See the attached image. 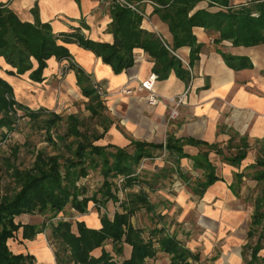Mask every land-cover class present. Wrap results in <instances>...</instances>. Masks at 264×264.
I'll return each mask as SVG.
<instances>
[{
  "label": "trees",
  "instance_id": "16d2710c",
  "mask_svg": "<svg viewBox=\"0 0 264 264\" xmlns=\"http://www.w3.org/2000/svg\"><path fill=\"white\" fill-rule=\"evenodd\" d=\"M133 2L134 0H128ZM166 7L164 20L168 23L174 37L175 52L183 46L196 50V37L192 28L199 26L206 30L220 33L218 43L231 41L234 46L252 47L264 44V2H254L252 5L239 8L230 7V0H209L212 5L227 8V12L210 15L197 12L192 17L188 13L200 0H152ZM34 23L23 22L7 4L0 2V57L16 70L12 75L22 76L28 72L30 80L36 83L44 81L43 72L48 67V60L56 58L58 62L68 61V69L76 73L77 84L82 95L89 99L86 108L92 119L100 121L103 132L84 129L82 121L75 115L67 118V131L64 135H52V129L64 117L50 113L51 116L42 121L48 132V141L55 147L57 154L50 155L45 151L36 154L31 168L21 169L9 165L11 177L17 187L13 193L0 195V264H36V259L30 254H15L9 246L10 240L23 229L24 240H34L38 234L51 230L50 240L56 244L57 264H150L149 260L164 253L171 258V264H194L193 253L171 234L165 225V216L157 218L162 223L153 229L136 228L132 218L142 210L152 214L156 206L149 201L150 189L161 178L165 179L176 174L185 182H190L188 176L182 173L181 160L191 159L195 170L204 172V180H196L192 188L194 195L202 197L207 189L217 182L216 169L210 161V154L216 152L224 155L219 145L208 144L195 139H177L168 134L164 144L131 140L128 147L116 145H97L104 139L115 124L114 120L104 115L106 106L102 97L94 89V82L82 68L73 63L69 50L58 43V37L53 33L48 23H42L38 8L33 9ZM112 23L109 31L114 35L113 44L96 43L85 40L80 34H75L69 41L76 40L79 44L101 58L104 64L112 67L116 75L134 66L133 51L140 48L155 59L154 73L159 80H166L171 72L183 81H188L190 73L183 63L175 57L154 33L141 28L142 17L132 9L115 5L112 9ZM253 14H259L258 17ZM230 64L233 60L229 55H223ZM37 63V68H35ZM233 66V64H230ZM18 111L23 116L39 120L41 112H34L18 103L12 86L0 78V136H5L1 130L11 133L17 129ZM191 145L202 148L197 156L185 153L184 147ZM132 149L131 151L129 150ZM231 149V145L228 146ZM250 145L242 139L236 155L227 160L236 167L246 159ZM168 153V161L172 164L163 174L149 176L142 168L143 162L155 160L163 153ZM255 167L262 168L255 179L262 183V191L256 199L252 215L249 238L252 239L259 228L264 232V155H259ZM98 172L103 183L92 195L88 196V187L83 183L90 174ZM242 180L243 175L238 174ZM122 181L120 182V180ZM137 188V191L134 189ZM123 194V199L120 198ZM118 204L113 220L107 213H101L108 202ZM93 203L101 215L100 229L88 228L84 222L77 223V233L73 231V223L67 220L65 213L68 207L81 215L89 213V205ZM22 215H41L47 222L43 226L22 225L16 219ZM54 219H58L55 221ZM149 237L146 238L145 234ZM256 245H247L245 251H251V260L247 264H264V259L258 256L261 250V239ZM155 239V241H154ZM111 243L117 256L124 253V245L132 247L131 256L123 261L115 260V256L104 247ZM102 248L98 258L93 252Z\"/></svg>",
  "mask_w": 264,
  "mask_h": 264
},
{
  "label": "crops",
  "instance_id": "0c3cea01",
  "mask_svg": "<svg viewBox=\"0 0 264 264\" xmlns=\"http://www.w3.org/2000/svg\"><path fill=\"white\" fill-rule=\"evenodd\" d=\"M126 1L132 4L135 7V10H132L142 17L141 28L156 34L167 49L183 63L190 73L187 82L181 80L175 72H171L166 80H159L154 73L155 59L143 49H134V66L116 75L112 67L104 64L92 51L83 48L76 40L69 41L73 35L80 34L85 40L113 44L114 35L109 31L113 21L111 12L115 5L120 4L108 0H0L23 22L34 23L33 9L38 8L41 22L51 25L53 33L59 39L58 43L65 46L72 55L73 63L90 75L93 82L105 89L106 95H109L115 106L128 104L132 113L138 115L135 120L124 121V125L135 136L133 140L164 144L168 134H173L177 139L192 138L220 146L224 155L212 152L209 156L219 180L212 184L202 197L189 190L196 180H204V172L195 170L194 162L184 158L180 166L190 182L171 174L152 185V189L145 187L149 193V201L156 206V211L149 214L142 210L132 218V223L136 228L150 230L157 224L162 227L163 222L157 217L165 216L168 231L196 257V260H190L191 263L247 264L251 260V251L244 253V249L257 234L252 239L249 238L254 205L262 185L255 179L256 173L262 168L255 165L258 156L264 155V44L246 47L234 46L231 41L226 40L218 43L216 39L220 38L219 32L196 26L192 31L196 37V47L199 48L194 50L192 47L183 46L174 52V37L164 20L167 8L152 0ZM254 2L264 0H230L229 5L239 8ZM197 12L215 15L219 12L226 13L227 8L212 5L209 0H200L188 13V17ZM253 16L258 17L259 14ZM224 54L233 58L230 63L233 66L224 59ZM68 65V61L58 62L56 58H51L43 72L44 81L36 83L29 78L31 72L22 76L10 74L16 70L0 57V78L7 81L15 93L21 92L22 89L30 91L34 88L33 85L45 87L46 91L48 88L52 90L51 87L58 88L57 82L61 76H65L67 89L76 93L77 89L81 91V88L77 84L75 71L69 70ZM151 75L157 77L156 90L161 97L158 106L149 107L144 93L134 91L133 96H124L125 88L135 89ZM183 94H186V97L179 116L169 122V99ZM142 97L145 101L140 104ZM104 139L97 142V145H109L100 143ZM242 139H245L251 148L246 159L236 167L227 158L236 155ZM130 143L131 141H128L125 146L119 147H128ZM229 145L231 149L228 148ZM184 151L190 156H197L202 148L187 145ZM168 156L167 152L163 153L152 160L156 164L154 168L142 167L143 170L149 176L163 174L169 165L172 166ZM238 174L243 175L241 181L236 177ZM134 190L137 191V188ZM172 191L176 194L171 197L169 193ZM120 198L123 199V194ZM102 209L112 220L119 211L118 204L112 201ZM90 211L89 208V213ZM143 211L145 213H142ZM79 215L80 218L76 217V224L84 222L91 229L102 227L101 215H98V218L85 217L87 214ZM139 215L140 218L144 216V220L150 222L148 224L152 228L148 227L149 225L136 226L134 219L137 220ZM188 219L192 220L191 227L187 225ZM259 230L263 232L262 227ZM18 238L17 242L9 241L13 253L33 255L40 264H57L56 250L50 248L43 233L38 234L32 241L24 240L21 229ZM261 247L258 256L264 259V238L261 239ZM104 249L115 256V260L120 261L113 252L111 243ZM102 251V248L95 250L93 256L100 257ZM131 252L132 247L124 245V260L130 258ZM165 261L171 264L168 255L158 253L149 263L161 264Z\"/></svg>",
  "mask_w": 264,
  "mask_h": 264
},
{
  "label": "rangeland",
  "instance_id": "374dc122",
  "mask_svg": "<svg viewBox=\"0 0 264 264\" xmlns=\"http://www.w3.org/2000/svg\"><path fill=\"white\" fill-rule=\"evenodd\" d=\"M64 81L65 76H61V79L57 82L58 88L51 87L52 90L48 88V91H46L45 87L41 86V88L40 86L33 85L34 88H32L30 91L22 89L21 92H15V99L18 103L24 105L31 111L41 112L42 116L39 120H35L31 117H24L23 112L18 111L17 117H19V120L16 125L17 129L11 133H8L6 129L1 130L4 135L6 134V137L3 135L0 136V195L5 192L13 193L14 189L17 187L15 181L10 176V164L15 165L21 169H27L32 167L36 154L39 151L43 150L50 155L57 154L55 147L52 146L51 142L48 141V132L44 128L42 123L44 119L51 116L50 113H54L56 115L64 117V120L57 123L52 129V135L55 139L57 138L55 137L56 135H64L66 133L68 126L67 118L70 115H75L82 121L84 125L83 130L88 128L89 130L103 132V128L100 126V121L97 119H92L91 113L86 108L89 99L85 98L82 95V92L78 89L76 93L71 92L70 89H67ZM53 84H55V82ZM41 90H44V92L42 93ZM104 93L105 94L101 96L102 101L106 106L104 115L111 117L114 120L115 124L111 127L103 142L100 143L125 146L128 141L135 139V136L134 134H132L129 128L124 125V121L130 119L135 120L138 115L135 116V114L132 113V110L130 109V106L128 104H124L122 106L120 105V107L115 106L113 100L109 99V95H106V91ZM124 96H133V94L128 95L124 93ZM140 100V104H142L141 102L145 101L144 98ZM169 106L168 118L169 122H172L178 118L182 105L177 109L178 115L175 118L171 117V113L175 109V105H172L170 103ZM129 150L131 151L132 149L129 148ZM155 165L156 164L154 161H144L142 167L151 169L154 168ZM170 166L171 165H169V167ZM194 177L196 178L197 176L195 175ZM83 183H85V186L88 187V196L90 197L101 187L103 178L98 172H92L90 176L83 181ZM185 188L188 189L186 185ZM262 188L263 186L260 185L258 196L261 194ZM191 190L192 189H190L189 191L191 192ZM175 194L176 193L173 191L169 193L171 197ZM120 196L122 197V194H120ZM89 208L91 209V211L89 214H87L88 216L85 217L98 218V215L100 216L99 212L96 210L97 207H95L93 203H90ZM104 212V209H101V213ZM142 213L145 212L143 211ZM63 215L67 217V220L73 223V231L77 233L76 222L78 221L77 218H80L79 213L73 210L71 207H68L65 213L61 216ZM140 215L137 220L136 218L134 219L136 226L140 225L144 227L145 225H149L150 222L145 221L146 219L144 218V216H141L140 218ZM190 219H188L189 223L187 224L189 227H191L192 225V220ZM54 220L57 221L58 219ZM16 222L21 223L22 225L43 226L44 223L47 222V219L46 217L41 215H22L16 219ZM148 227L152 228L151 225H149ZM261 234H264V232L259 230L255 237L250 241V244L253 246L256 245ZM43 236L48 240L50 248L52 250H56V244L50 240L51 230L46 228ZM145 236L146 238H148V233H146ZM15 240V242L19 240L18 234L16 235ZM117 258L122 261L126 258V255L123 253L122 256H117ZM36 263L40 264L38 259H36ZM167 263V261L161 262V264Z\"/></svg>",
  "mask_w": 264,
  "mask_h": 264
},
{
  "label": "built area",
  "instance_id": "2783aa9c",
  "mask_svg": "<svg viewBox=\"0 0 264 264\" xmlns=\"http://www.w3.org/2000/svg\"><path fill=\"white\" fill-rule=\"evenodd\" d=\"M108 1L113 2V3H117V4H120L122 6H126L128 8L135 10V7L132 4H130L129 2H127L126 0H108ZM156 83H157V77L155 75H151L148 79L141 82L137 88H135V89L125 88L123 92L128 94V95L133 94L134 91H136L137 93H144V94H146L145 97H146L148 105L151 107H156L161 102V97L158 95L157 90H156ZM94 89L96 90V92L100 96H103L105 94L104 88L101 85H99L98 83L94 82ZM185 97H186V94H183L179 97L169 99V102L172 105H175V109L171 113L172 118H175L178 115L177 109L181 105H183ZM121 181H122V179L120 180V182Z\"/></svg>",
  "mask_w": 264,
  "mask_h": 264
}]
</instances>
